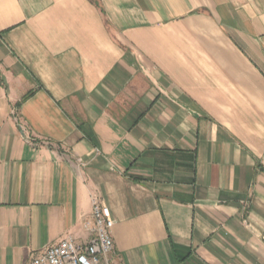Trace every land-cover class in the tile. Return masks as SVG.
Wrapping results in <instances>:
<instances>
[{
    "label": "crops",
    "instance_id": "obj_1",
    "mask_svg": "<svg viewBox=\"0 0 264 264\" xmlns=\"http://www.w3.org/2000/svg\"><path fill=\"white\" fill-rule=\"evenodd\" d=\"M93 194L113 264H264V0H0V264Z\"/></svg>",
    "mask_w": 264,
    "mask_h": 264
},
{
    "label": "built area",
    "instance_id": "obj_2",
    "mask_svg": "<svg viewBox=\"0 0 264 264\" xmlns=\"http://www.w3.org/2000/svg\"><path fill=\"white\" fill-rule=\"evenodd\" d=\"M90 200L91 214L83 224L89 234L87 240L66 236L35 254L29 264H113L111 230L114 220L108 217L104 204L95 194Z\"/></svg>",
    "mask_w": 264,
    "mask_h": 264
}]
</instances>
